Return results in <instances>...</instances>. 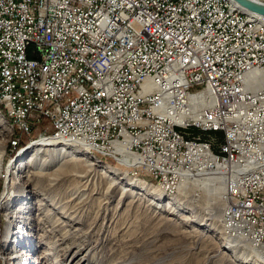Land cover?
I'll return each mask as SVG.
<instances>
[{"label":"built area","instance_id":"1","mask_svg":"<svg viewBox=\"0 0 264 264\" xmlns=\"http://www.w3.org/2000/svg\"><path fill=\"white\" fill-rule=\"evenodd\" d=\"M0 94L21 131L46 121L96 150L128 140L171 189L210 165L224 223L264 252V34L228 6L0 0Z\"/></svg>","mask_w":264,"mask_h":264},{"label":"rangeland","instance_id":"2","mask_svg":"<svg viewBox=\"0 0 264 264\" xmlns=\"http://www.w3.org/2000/svg\"><path fill=\"white\" fill-rule=\"evenodd\" d=\"M0 106L7 121L1 130L5 162L18 172L7 192L6 180L0 179V264H79L82 259L80 264H237L230 253L219 252L228 235L219 219L224 200L199 179L186 181L179 191L170 189L171 194L158 200L132 182L158 186L162 182L155 174L132 168L107 150L82 147L73 149L72 157L97 163V173L79 181L59 170V158L47 152L36 155L34 144L53 135L46 121L23 132ZM199 131L192 136L208 138ZM25 164V171H18ZM110 168L121 175L109 176ZM109 180L121 184L110 187ZM123 189L128 190L126 200ZM16 231L24 234L23 245ZM76 253L80 255L72 261ZM12 255L18 258L10 259Z\"/></svg>","mask_w":264,"mask_h":264},{"label":"bare ground","instance_id":"3","mask_svg":"<svg viewBox=\"0 0 264 264\" xmlns=\"http://www.w3.org/2000/svg\"><path fill=\"white\" fill-rule=\"evenodd\" d=\"M219 5H225L228 6V8L231 10V12H235L237 14V18H241L244 20L249 21V26L254 27L257 29V32H262L264 34V19L260 18L259 16H252V14H248L244 9H242L239 5H237L234 1L232 0H217ZM246 12V13H245ZM25 45L28 46H35V38H25ZM0 103L5 107L7 111V115L9 118H12V112L10 109L7 108V101L6 99L1 96L0 94ZM207 104V99L202 98V96L199 97H192L190 99V106L191 109L193 110L194 117H198L204 106ZM2 127H7V121L2 117L0 114V179L4 178L6 180V192L7 188L10 185L11 179H13L17 175V171H14L11 169L10 164H6V157H7V150H6V143L3 142L2 137H3V132L1 131L3 128ZM18 127V125H17ZM36 147V155L37 153L40 154L42 152H47L50 156H52L54 159H60L62 161V164L59 166V170H66L70 175H72L75 179L81 181V180H89L95 176L97 173L95 170V167H97V163L91 162L89 158L87 159H75L72 157L73 149L79 148L82 149V147H90L92 150L94 149L92 146H89L88 144L85 143H78L77 141H73L71 139H53L50 137H45L43 140L40 142L34 144ZM74 147V148H73ZM129 141L123 143L122 145L116 146V150L111 149L108 151H111V155H119L122 157V162L125 164H129L130 167H137L140 168V161L139 160H132L129 159L132 157V152L129 150ZM98 151V150H97ZM70 160H67V158H70ZM86 157V156H83ZM73 162L72 165H69V162ZM27 164L21 167L20 165V170L18 171H25ZM43 167V166H42ZM208 169L205 171L198 172L200 174H193L190 179H183L179 181V183L176 185V187H172V190L174 191H179V188L183 186L184 183H187L186 181L194 180V179H199V183H202V187H206L210 193H215L219 194L221 198L224 200L225 196V181L221 179L219 174L215 172L214 170H211L210 165L207 167ZM43 170V169H42ZM46 170V169H45ZM208 171V172H207ZM96 172V173H95ZM121 172V171H120ZM75 173V174H74ZM106 173V172H104ZM107 173L108 175H114V176H119L121 175L119 173L118 169L115 168H110ZM98 175V174H97ZM14 176V177H13ZM105 176V175H104ZM107 177V176H106ZM108 178V177H107ZM110 178V177H109ZM121 180H126L127 177H122L120 178ZM158 180L160 178H157ZM50 182H52L50 178H48ZM114 180V179H113ZM120 180V181H121ZM140 180V179H138ZM107 181V180H106ZM111 181V180H109ZM119 182H114L111 181V186L110 187H119L121 184ZM160 184L155 187H151L146 185L147 183H142L138 181H132L133 184L137 187H140L143 191H149L150 193L155 194L158 198V200H161L163 195H168L171 194L172 192L170 189V186L164 183V180L161 179L159 180ZM110 185V184H109ZM38 191V190H37ZM128 190L123 189L122 192V197L123 199L127 198V192ZM218 191V193L216 192ZM132 192V191H131ZM40 194V192H37ZM107 193V192H106ZM126 200V199H125ZM124 201V200H123ZM194 200H192L193 202ZM225 203V202H224ZM43 206V204H42ZM208 214H212L213 209L208 210ZM220 214V213H219ZM66 217V216H65ZM219 217V216H218ZM210 218V217H209ZM207 219V218H206ZM219 219L222 222L223 228L222 230H228V235H227V240L221 245V249H219V252H227L230 253V256L232 259H234L237 264H264V252L263 250L253 244L247 237H244L243 235H240L239 232L232 230L231 227H228L223 219L219 217ZM209 220V219H208ZM215 220V219H214ZM221 231V230H220ZM222 233V232H221ZM17 234V239L20 240L19 244L21 245L23 243L22 238L24 234L22 231H16ZM28 238V237H27ZM25 240V239H24ZM17 242V241H15ZM23 245V244H22ZM79 253L74 254L72 257V261L74 259H77L79 257ZM15 255H12L10 259H16ZM84 261V259L79 261L80 262ZM233 261V262H234ZM20 264H23V262H20ZM25 264V263H24Z\"/></svg>","mask_w":264,"mask_h":264},{"label":"water","instance_id":"4","mask_svg":"<svg viewBox=\"0 0 264 264\" xmlns=\"http://www.w3.org/2000/svg\"><path fill=\"white\" fill-rule=\"evenodd\" d=\"M246 12L264 18V3L255 0H232Z\"/></svg>","mask_w":264,"mask_h":264},{"label":"trees","instance_id":"5","mask_svg":"<svg viewBox=\"0 0 264 264\" xmlns=\"http://www.w3.org/2000/svg\"><path fill=\"white\" fill-rule=\"evenodd\" d=\"M0 109H2V106H0ZM6 114V113H5ZM7 116V115H6ZM197 132V134H199L200 133V131L199 130H197V129H195V133Z\"/></svg>","mask_w":264,"mask_h":264}]
</instances>
